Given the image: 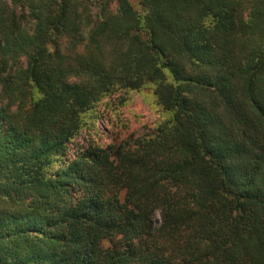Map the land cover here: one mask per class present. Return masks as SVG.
<instances>
[{
  "label": "trees",
  "instance_id": "obj_1",
  "mask_svg": "<svg viewBox=\"0 0 264 264\" xmlns=\"http://www.w3.org/2000/svg\"><path fill=\"white\" fill-rule=\"evenodd\" d=\"M0 264H264V0H0Z\"/></svg>",
  "mask_w": 264,
  "mask_h": 264
},
{
  "label": "rangeland",
  "instance_id": "obj_2",
  "mask_svg": "<svg viewBox=\"0 0 264 264\" xmlns=\"http://www.w3.org/2000/svg\"><path fill=\"white\" fill-rule=\"evenodd\" d=\"M121 96L124 94L117 93L102 100L98 105V116L95 119L97 133L92 132L91 137L83 134L75 141V144L84 145L88 140L85 138L90 137L92 141L104 147L118 145L150 131L165 116L156 105L151 87L137 93H131L130 101L124 106L118 104ZM152 220L154 225H158L160 222L159 214H156Z\"/></svg>",
  "mask_w": 264,
  "mask_h": 264
}]
</instances>
